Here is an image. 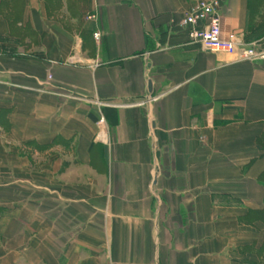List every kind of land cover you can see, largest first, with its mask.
Masks as SVG:
<instances>
[{
  "label": "crops",
  "instance_id": "crops-1",
  "mask_svg": "<svg viewBox=\"0 0 264 264\" xmlns=\"http://www.w3.org/2000/svg\"><path fill=\"white\" fill-rule=\"evenodd\" d=\"M197 1L0 0V264H264V57Z\"/></svg>",
  "mask_w": 264,
  "mask_h": 264
},
{
  "label": "built area",
  "instance_id": "built-area-1",
  "mask_svg": "<svg viewBox=\"0 0 264 264\" xmlns=\"http://www.w3.org/2000/svg\"><path fill=\"white\" fill-rule=\"evenodd\" d=\"M220 0H198L184 14L180 27L187 31L190 40L198 42L203 51L235 55L242 61H254L264 57L255 50V43L238 38L221 37ZM99 40L100 35L95 34Z\"/></svg>",
  "mask_w": 264,
  "mask_h": 264
},
{
  "label": "trees",
  "instance_id": "trees-1",
  "mask_svg": "<svg viewBox=\"0 0 264 264\" xmlns=\"http://www.w3.org/2000/svg\"><path fill=\"white\" fill-rule=\"evenodd\" d=\"M249 14V26L245 36V42L258 40L264 37V0H249L247 5ZM260 35V38H258ZM259 145L264 150V134L259 140ZM260 182L264 187V172L260 176Z\"/></svg>",
  "mask_w": 264,
  "mask_h": 264
},
{
  "label": "rangeland",
  "instance_id": "rangeland-1",
  "mask_svg": "<svg viewBox=\"0 0 264 264\" xmlns=\"http://www.w3.org/2000/svg\"><path fill=\"white\" fill-rule=\"evenodd\" d=\"M258 38H260V35H259V37ZM262 38H264V37H262ZM256 42H260V39H258V40H251L250 41V43H256ZM261 43L263 44V46H264V40L263 41H261Z\"/></svg>",
  "mask_w": 264,
  "mask_h": 264
},
{
  "label": "water",
  "instance_id": "water-1",
  "mask_svg": "<svg viewBox=\"0 0 264 264\" xmlns=\"http://www.w3.org/2000/svg\"><path fill=\"white\" fill-rule=\"evenodd\" d=\"M149 88H150V84H149Z\"/></svg>",
  "mask_w": 264,
  "mask_h": 264
}]
</instances>
